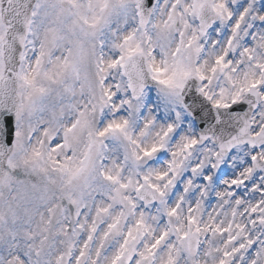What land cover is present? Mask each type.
<instances>
[{
  "label": "snow or ice",
  "instance_id": "1",
  "mask_svg": "<svg viewBox=\"0 0 264 264\" xmlns=\"http://www.w3.org/2000/svg\"><path fill=\"white\" fill-rule=\"evenodd\" d=\"M0 264H264V0H0Z\"/></svg>",
  "mask_w": 264,
  "mask_h": 264
}]
</instances>
